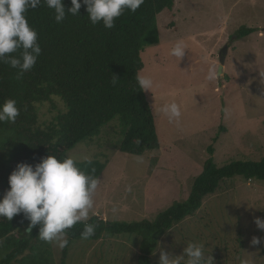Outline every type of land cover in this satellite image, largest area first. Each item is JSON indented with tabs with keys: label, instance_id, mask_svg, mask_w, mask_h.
I'll list each match as a JSON object with an SVG mask.
<instances>
[{
	"label": "rangeland",
	"instance_id": "obj_1",
	"mask_svg": "<svg viewBox=\"0 0 264 264\" xmlns=\"http://www.w3.org/2000/svg\"><path fill=\"white\" fill-rule=\"evenodd\" d=\"M159 40L141 52L140 74L151 75L154 87L144 91L155 118L160 146L141 155L117 148V121L92 140L78 142L67 156H87L107 164L99 175L91 216L104 220H153L174 201H184L194 177L214 148L217 165L264 156V0H174L172 10L157 15ZM254 31L238 38L241 27ZM182 39L187 48L178 61L170 55ZM223 75L207 80L210 62ZM176 102L179 122H169L160 109ZM38 124L44 126L66 111L57 96L36 103ZM264 219V181L241 176L224 179L203 198L193 215L174 224L150 255L159 262L161 249L181 255L189 242L203 243L215 264H264V239L255 219ZM136 234L108 235L98 240L76 239L66 264H137ZM58 263L61 249L52 243ZM207 255V254H206Z\"/></svg>",
	"mask_w": 264,
	"mask_h": 264
},
{
	"label": "trees",
	"instance_id": "obj_2",
	"mask_svg": "<svg viewBox=\"0 0 264 264\" xmlns=\"http://www.w3.org/2000/svg\"><path fill=\"white\" fill-rule=\"evenodd\" d=\"M62 2L67 11L71 0ZM173 7L174 0H145L135 13L126 10L112 29L104 28L102 23L92 25L84 5L80 15L68 14L61 23L55 21L54 11L44 0L37 8L28 9L26 17L37 30L42 51L34 67L19 78L18 69L0 63V103L15 99L20 108L15 123H0V198L9 189V175L18 163L35 166L49 154L67 156L78 142L92 140L114 119L120 135L117 148L121 152L141 155L159 148L155 118L136 76L144 66L141 52L159 40L157 15ZM253 31L254 28L243 26L237 37ZM113 74L119 78L115 86ZM51 96L59 97L66 111L40 126L35 105ZM207 151L209 156L194 177L184 201H174L151 221H109L91 216L87 223L98 227L87 240L96 241L103 233L136 234L137 264H159L150 258L158 240L174 224L200 209L203 198L215 192L220 182L235 176L264 181V156L259 160H230L217 165L213 146L209 145ZM91 160V164L80 161L79 166L99 177L107 159ZM28 224L23 214L11 221L0 218L3 241L0 264H66L69 246L74 240L82 239L84 229V224L78 223L67 230L69 243L61 249L57 263L52 243L39 239V226L28 233Z\"/></svg>",
	"mask_w": 264,
	"mask_h": 264
},
{
	"label": "clouds",
	"instance_id": "obj_3",
	"mask_svg": "<svg viewBox=\"0 0 264 264\" xmlns=\"http://www.w3.org/2000/svg\"><path fill=\"white\" fill-rule=\"evenodd\" d=\"M145 0H71V7L65 9L62 0H44L54 11L57 23L65 20L68 14L80 15L82 5L86 6L87 16L92 25L102 23L104 28L112 29L117 18L126 10L135 13ZM41 0H0V63L9 64L18 69V78L30 71L41 54L37 30L29 24L26 13L35 9ZM187 45L178 39L171 48L170 55L178 61L185 57ZM19 53L18 55H12ZM223 75V68L210 62L207 80L214 81ZM119 78L113 74L115 86ZM136 81L140 90L151 91L154 80L151 75L137 73ZM160 111L169 122L176 121L182 115L176 102L165 104ZM20 108L15 99H6L0 103V123H15ZM83 162L91 164L90 157ZM80 161L71 155H47L35 166L20 162L9 175V189L0 198V218L11 221L14 216L23 214L29 221L27 232L39 226L38 237L41 241L54 243L60 249L68 246L67 230L76 224H84L82 239L95 234L97 224L87 223L90 211L94 208V195L100 180L79 166ZM94 171V170H93ZM255 224L264 231V219L257 217ZM264 243V239L253 236V246ZM3 241L0 240V247ZM207 254V255H206ZM159 264H215L212 256L205 251L203 243L189 242L181 255H172L161 249Z\"/></svg>",
	"mask_w": 264,
	"mask_h": 264
},
{
	"label": "water",
	"instance_id": "obj_4",
	"mask_svg": "<svg viewBox=\"0 0 264 264\" xmlns=\"http://www.w3.org/2000/svg\"><path fill=\"white\" fill-rule=\"evenodd\" d=\"M225 55H226V47H224L219 53V61L221 66H223L224 64Z\"/></svg>",
	"mask_w": 264,
	"mask_h": 264
}]
</instances>
